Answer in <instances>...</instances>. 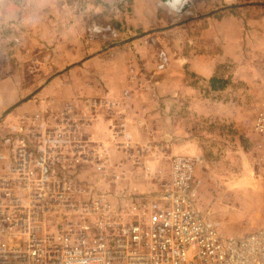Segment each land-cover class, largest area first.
Returning <instances> with one entry per match:
<instances>
[{
	"label": "built area",
	"instance_id": "built-area-1",
	"mask_svg": "<svg viewBox=\"0 0 264 264\" xmlns=\"http://www.w3.org/2000/svg\"><path fill=\"white\" fill-rule=\"evenodd\" d=\"M118 7L131 11L127 0ZM118 37L108 23L85 28L87 41ZM167 65L165 51H157L155 71ZM126 98L127 91L118 100L77 96L59 104L44 98L2 126L0 264H264V224L223 236L198 210L192 181L199 155L168 156L162 181L125 156L137 152L121 110ZM98 118L107 122L105 140L89 131ZM249 132L254 165L264 174V94ZM160 152L151 154L153 161ZM138 167L148 184L142 191L128 184ZM107 181L111 188L103 187Z\"/></svg>",
	"mask_w": 264,
	"mask_h": 264
},
{
	"label": "crops",
	"instance_id": "crops-1",
	"mask_svg": "<svg viewBox=\"0 0 264 264\" xmlns=\"http://www.w3.org/2000/svg\"><path fill=\"white\" fill-rule=\"evenodd\" d=\"M119 1H84L81 4L86 8L80 12L68 6L64 10L53 0H0V82L5 81L7 86L8 72L26 60H29V66L39 68L45 57H51V61L52 56L63 59L66 42L78 41V30L81 29L80 26L77 28L78 21L87 18L103 22L120 20L124 28L123 38L132 33H144L157 22L162 4L158 0H127L131 7L127 15L119 7L112 11V6H118ZM169 1L172 3L165 5L170 9L180 4V0ZM257 14V24H263V30H254L255 38L257 43L264 45V2L248 3L237 16L223 17L216 23L207 21L213 30L205 29L200 33L204 38L201 44L199 41L191 44L187 40V47L168 54V65L162 72L155 71L156 53L152 64L149 62L152 57L150 39L110 48L109 45H92L79 51L82 54L80 59L75 52L66 53L64 62L73 58L82 61L79 66H74L77 71L70 70L68 75L58 79L68 90L42 89L41 99L49 97L61 104L77 96L107 95L118 100L121 93L127 91L121 110L126 133L137 152L132 150L125 156L135 157L162 181L167 176L168 156L199 154L202 163L195 170L192 181L198 195L204 167L211 161L228 165L233 159V148L239 149L233 130V84L237 83L233 79V64L241 70L262 69L264 51L256 55L251 53V60L254 56L259 60L253 61L255 64L249 61L247 55L250 53H244L242 47L251 43L254 32L252 25L242 31L238 21H249V15ZM49 31H54L52 42ZM175 33L169 31L172 35ZM67 64L59 68L63 69ZM3 75L6 77L1 78ZM213 77L217 81L210 80ZM243 80L245 85H250L251 79L246 77ZM40 104L41 100L31 99L18 109L20 112L29 111ZM235 112L234 116H237L238 109ZM92 125L89 131L93 138L105 140L107 122L98 118ZM155 150L161 151L158 161L151 158ZM124 166L127 169V165ZM128 184L138 191L148 188L140 167L129 175ZM103 187L111 188V182H105Z\"/></svg>",
	"mask_w": 264,
	"mask_h": 264
},
{
	"label": "rangeland",
	"instance_id": "rangeland-1",
	"mask_svg": "<svg viewBox=\"0 0 264 264\" xmlns=\"http://www.w3.org/2000/svg\"><path fill=\"white\" fill-rule=\"evenodd\" d=\"M57 5L62 7L64 10L68 6L69 8L74 9L73 11H82L83 8H86L85 4L81 2L88 0H53ZM186 3L180 13H174L168 7L161 6L158 9V20L151 27L150 30L160 29L169 25L177 24L175 27L161 31L154 32L148 35L137 38L133 41H143V39H150L149 45L151 46V56L149 62H153V54L159 50L165 51L167 54H172L182 50V48L187 47V40L191 42H200L204 39L201 38L200 33L205 29L212 31V27L209 28L210 21L215 23L222 20L219 17H202V15L214 11V4L212 0H183ZM222 7L230 6L234 0H220ZM245 1V0H236ZM129 2V1H127ZM257 3V2H256ZM259 3V2H258ZM71 5L72 7H70ZM238 6H242L238 5ZM221 7V8H222ZM118 10L117 4L112 6V11ZM180 10V9H179ZM179 10H174L178 12ZM65 13V11H62ZM242 17V16H239ZM251 18L249 21H238L239 27L242 31L249 29L251 26L253 40L251 43L243 45L242 49L244 53H250L249 55L244 56L252 63L253 61H259L252 56L251 53L259 54L261 51H264V45L262 43H257L256 31L254 30H263V24H257L259 14L249 15ZM208 19V20H206ZM209 21V23L207 22ZM77 28L78 30V41L75 43L66 42L67 45L64 46V52L73 53L75 52L79 57H82V54H79V51L84 50V48H90L96 45L107 46L110 45L106 42L105 44H100L101 41L98 38L87 41L85 38V28L91 23H109L117 30L119 37L116 41L111 43H117L134 35L140 33H132L131 36L125 37L121 34L124 31L123 23L118 20L117 22L111 20V22H103L99 19H88L86 21H78ZM63 23V22H62ZM180 23V24H179ZM213 23V22H212ZM253 23V24H252ZM64 24V23H63ZM175 31V34H169V31ZM50 40H53V32H50ZM65 35V33H62ZM130 35V34H129ZM200 36V38H199ZM64 37V36H63ZM208 37V36H205ZM87 42H86V41ZM207 40V38H205ZM11 41V40H10ZM132 41V42H133ZM103 42V41H102ZM86 43V44H85ZM131 43V42H130ZM129 44V43H128ZM126 45V44H125ZM139 45H144L143 43ZM72 49V50H71ZM65 53V54H66ZM82 53V52H81ZM64 54V55H65ZM63 55V59H65ZM43 60V64L39 68L29 66V60L22 62L20 65H16L12 71L8 72L7 86H5V81L0 82V114L7 107L20 100L24 96L28 95L34 89L42 85L43 91H48L50 89H58L59 91L68 90L65 86H62L59 82V78H63L68 75L69 71H77L76 65H78L80 60L72 59L64 62L62 57L52 56ZM62 60V62L60 61ZM82 59V58H81ZM53 62L55 64H53ZM71 65L77 63L72 68L66 70L61 74H55L62 70L59 68L60 65ZM253 64H255L253 62ZM56 65V67H55ZM59 65V66H58ZM79 66V65H78ZM236 64H233V79L237 82L233 84V130L235 134L236 144L238 145L237 150L233 148V159L228 165L225 164H216L215 161H211L204 167V174H201L200 179L202 180L201 192L198 194V201L196 206L201 214L210 221H215L218 224V231L223 236H238L248 233L249 231L261 226L264 224V174L258 171L254 165L255 154L247 143V140H252L250 136L249 125L251 118L253 116L255 107L259 102L261 96L264 94V68L262 69H248L241 70L235 68ZM67 66H64V68ZM63 68V69H64ZM46 83L45 80L52 76ZM6 75H3L1 78H5ZM69 77V76H68ZM248 77L251 79L250 85H245L243 79ZM253 81V83H252ZM257 82V83H256ZM12 86V88H11ZM41 89V90H42ZM40 90V91H41ZM38 92L31 99L34 100H46L49 97H43L44 92ZM30 99V100H31ZM52 99V98H51ZM235 104V105H234ZM5 107V108H4ZM3 108V109H2ZM238 109V115H235V111ZM20 108H15L13 111L9 112L1 121H0V131L3 125L9 124L16 115L20 114ZM93 126V125H92ZM93 128V127H92ZM191 155H199L193 153ZM200 156V155H199ZM201 157V156H200ZM202 158V157H201ZM199 167V166H198ZM197 167V168H198Z\"/></svg>",
	"mask_w": 264,
	"mask_h": 264
},
{
	"label": "water",
	"instance_id": "water-1",
	"mask_svg": "<svg viewBox=\"0 0 264 264\" xmlns=\"http://www.w3.org/2000/svg\"><path fill=\"white\" fill-rule=\"evenodd\" d=\"M160 3H165V2H168V0H158ZM228 8H231L230 6H226V7H222V8H219V9H216L214 11H211L209 13H206L204 15H202V17H209L211 15H213L214 13L218 12V11H221V10H224V9H228ZM180 24V23H179ZM177 24H173V25H169V26H166V27H163V28H160V29H155V30H148L144 33H140V34H137V35H134L132 37H129L127 39H124L122 41H119L117 43H112L109 45V48L110 47H115V46H121V45H124V44H128L130 42H132L133 40L137 39V38H140L142 36H145V35H148L150 33H154V32H161V31H165V30H169L173 27H175ZM77 63H74V64H71V65H68L67 67H65L64 69H62L61 71L55 73V74H61L63 72H65L66 70L72 68L74 65H76ZM54 76V74L50 77H48L44 83H46L48 80H50L52 77ZM42 85H40L39 87H37L36 89H34L32 92H30L28 95L24 96L23 98H21L20 100L16 101L15 103H13L12 105H10L9 107H7L4 111H2V113L0 114V121L11 111H13L15 108L19 107L21 104L29 101L35 94H37L41 89H42Z\"/></svg>",
	"mask_w": 264,
	"mask_h": 264
},
{
	"label": "trees",
	"instance_id": "trees-1",
	"mask_svg": "<svg viewBox=\"0 0 264 264\" xmlns=\"http://www.w3.org/2000/svg\"><path fill=\"white\" fill-rule=\"evenodd\" d=\"M213 1V4H214V9L216 8H221L222 5L221 4V1L220 0H212ZM255 3V2H264V0H245V1H237L234 0L233 3H231L230 7L231 8H228V9H224V10H221V11H218L216 13H214L213 15H211V17L215 16V17H219V18H222V17H227V16H237V14L239 13V11H241L242 9H244V7H246V5L248 3ZM243 5V6H238V5ZM210 80L212 81H217L216 78H211ZM214 87V86H213Z\"/></svg>",
	"mask_w": 264,
	"mask_h": 264
},
{
	"label": "bare ground",
	"instance_id": "bare-ground-1",
	"mask_svg": "<svg viewBox=\"0 0 264 264\" xmlns=\"http://www.w3.org/2000/svg\"><path fill=\"white\" fill-rule=\"evenodd\" d=\"M173 1V0H172ZM176 2V1H175ZM169 3H172L171 1H169L168 0V2H167V4H169ZM177 4V3H176ZM181 4V5H180ZM180 4H177V7H181L182 6V4H184V1L183 0H180ZM164 5H165V3H164ZM171 5V4H170ZM173 5V4H172ZM166 6V5H165ZM174 6H175V3H174ZM176 7V8H177ZM174 7H172L171 9H173ZM176 8H174V10L176 9Z\"/></svg>",
	"mask_w": 264,
	"mask_h": 264
}]
</instances>
